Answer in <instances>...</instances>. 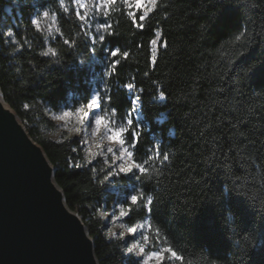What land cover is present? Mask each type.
I'll list each match as a JSON object with an SVG mask.
<instances>
[{"label": "trees", "instance_id": "1", "mask_svg": "<svg viewBox=\"0 0 264 264\" xmlns=\"http://www.w3.org/2000/svg\"><path fill=\"white\" fill-rule=\"evenodd\" d=\"M67 2L64 13L60 0H0V89L53 163L99 264H139L122 238L107 235L101 212L117 203L131 207L126 220L134 225L149 217L148 195L150 238L177 251L183 257L177 264H264V0H157L143 31L117 5L108 30L115 34L106 32L102 47ZM46 7L57 15L60 33L53 36L31 24ZM157 29L168 47H158L153 66L150 40ZM105 45L129 53L118 57L108 95L124 115L133 101L123 85L137 86L143 119L135 152L148 160L151 179L128 174L104 181L108 166L86 161L75 136L57 140L45 133L56 127L46 107L88 94L91 77L102 73ZM49 47L56 55L42 56ZM164 154L169 160L162 162ZM140 191V203L131 205L127 195ZM169 256L164 264H173Z\"/></svg>", "mask_w": 264, "mask_h": 264}, {"label": "water", "instance_id": "2", "mask_svg": "<svg viewBox=\"0 0 264 264\" xmlns=\"http://www.w3.org/2000/svg\"><path fill=\"white\" fill-rule=\"evenodd\" d=\"M0 264H99L93 238L67 204L43 146L1 101Z\"/></svg>", "mask_w": 264, "mask_h": 264}, {"label": "snow or ice", "instance_id": "3", "mask_svg": "<svg viewBox=\"0 0 264 264\" xmlns=\"http://www.w3.org/2000/svg\"><path fill=\"white\" fill-rule=\"evenodd\" d=\"M75 6V15L80 21H87L89 13L95 9L97 15H101L107 20L110 11L112 10L113 5L118 3V0H95V3H89V0H72ZM124 5L127 7V16L129 17L132 25L143 31L144 29V21L148 18L149 13L156 8L157 0H154L155 6H153V0H123ZM60 6L63 9L64 13L69 12V8L65 6L64 0H60ZM151 9V11H149ZM83 10V15L81 11ZM41 17L50 19L51 21L55 22L56 17L50 16L49 10L45 9L41 13L35 16L31 20V24L36 28L39 29L41 26ZM91 27V24L88 25ZM113 25L110 23H97L96 24V32H108V29L112 28ZM51 31V26L49 28ZM56 32L60 33V29L56 28ZM114 32H108V35H114ZM5 35L12 36L13 32L8 30ZM241 35H244L242 32ZM155 38L150 40V63L155 66L157 62V51L158 47L167 48L168 44L167 41H163L162 33L159 29H157L154 33ZM92 43H97L96 37H90ZM240 36L236 37V40H239ZM106 41V36L101 34L99 35V43L103 44ZM65 45H71L72 41L64 40ZM42 56L48 57L49 55L55 56L56 49L49 47L46 51L41 53ZM110 58L112 63L110 65L109 71L105 73L107 76H111L113 72H115L120 65V60L118 57L123 55L125 59L129 57V53L127 51L121 52V49L117 48L111 50ZM241 56L244 55L243 52L240 53ZM123 87L129 91L133 92L136 89V85L133 83H126ZM107 90V89H105ZM143 90L141 89V92ZM167 98L165 91L161 90L158 94V99L163 101ZM141 96L136 95L133 99V109L132 111L137 110V106L140 105ZM105 104H112L113 98L111 95H108L104 100ZM102 102H101V94L98 92L96 95L85 105H81L75 109V112L69 110L64 112V117H72L75 115L78 122L80 124H84L91 117L92 126L94 127L93 134H98L103 129L107 133V138L110 141L116 142L119 144V156H115V150L112 148H108V153H113L115 156V160L121 161L119 165L116 167L115 171H109L104 176V181H110L113 178L120 177L122 175L128 174H135L136 180L140 181L141 177H145L146 179H151V174L148 167V160L138 161L136 159V152L133 150L135 149L141 139V133L138 131L133 130L134 120L131 118V112L128 113V118L125 120L124 125L115 126L118 122L111 119L107 111L101 112ZM95 114V115H93ZM119 114L118 109L113 107L111 109V116L115 117ZM131 133V143L126 138L128 134ZM102 147V145H101ZM159 146H157V158L160 156L158 151ZM94 156L96 154H93ZM151 159V157H149ZM169 156L167 154L163 155V161H168ZM75 167H79V165H74ZM143 196V191H140V194H133L130 196V204L137 205L140 203L141 197ZM153 196L148 195L146 203L144 204V210L146 213L151 217L153 212ZM132 209L129 208V211L125 212L123 208L121 209L119 216L125 217L129 216ZM119 219V217H116ZM152 225L150 222L145 221L144 224H136L129 228V233L132 238H135L137 235L138 229L142 230L141 235L143 236L144 241L149 240V236L144 234V230L151 231ZM157 235H159L160 229L157 228ZM114 233H109V236H114ZM137 248H139V252H137ZM126 254L135 256L139 259V264H164L167 256L170 254L171 257L175 258L176 260L183 261V257L177 253L172 247H164L161 248L159 251H151L145 255L146 249L144 246L139 245V242H133L130 246H127L125 249Z\"/></svg>", "mask_w": 264, "mask_h": 264}, {"label": "rangeland", "instance_id": "4", "mask_svg": "<svg viewBox=\"0 0 264 264\" xmlns=\"http://www.w3.org/2000/svg\"><path fill=\"white\" fill-rule=\"evenodd\" d=\"M89 3H95V0H89ZM64 4L66 7H68L67 0H64ZM124 6L123 0H118V3L113 5L112 10L109 13V16L107 20L104 19V17L101 15H97L95 12V9H93L89 15L87 21H81L88 36L92 37L95 36L97 40V46L102 47V44L99 43V35L103 34L106 35V32H96V24L97 23H110L111 24V13L113 9L117 6ZM155 5L153 0V6ZM127 8V7H126ZM9 9V7H7ZM49 10L50 16H55L56 20L55 22L51 21L50 19H46L41 17V26L40 29L43 30L45 33H47L49 36H53L56 33V28H58L57 23V15L54 11L50 10L49 8H43L41 9L40 13L43 10ZM151 9H149L150 11ZM81 14L83 15V10L81 11ZM91 24V27H88V25ZM51 26V31H49V28ZM109 30V29H108ZM92 41V40H91ZM114 50L111 49L108 45H105L104 51L106 54V58L104 61H102V73H98L96 75H93L91 77V86L89 89L88 94H76L71 95V97L63 103L58 109H53L50 106L46 107V111L48 115L54 120L56 123V127L54 130H47L45 133L54 139L60 140L65 137L69 136H75L79 142L81 143L82 150L84 151V156L86 158V161H92L96 159H100L102 162L106 163L108 166L109 171H115L116 167L121 163V161L115 160V156H119V144L113 141H110L107 138V133L102 129L100 133L93 134L94 127L92 126L91 117L85 121L84 124H80L77 120V118L74 116L72 117H64L63 114L66 111H73L75 112V109L77 107H80L81 105L87 104L95 95L96 93L101 94V102H102V108L101 112L107 111L109 114V117L118 123L115 126H121L124 125L125 120L128 118V113L131 112V118L134 120L133 130L138 131L142 125V119H143V113L141 110L140 105L137 106L136 111H132L133 106L131 109H129L126 114L120 115L118 114L115 117L111 116V109L114 107L112 104H105L104 100L108 96L110 89H111V76L105 75L107 71L110 69V65L112 63V60L110 58V51ZM107 89V90H105ZM87 95V96H86ZM130 98L134 99V97L137 95L136 89L133 92H129ZM95 115V114H93ZM126 126V125H124ZM129 140V143H131V133L128 134L126 137ZM102 145V147H101ZM112 148L115 150V156L113 153H108L107 149ZM135 151V149H133ZM154 151V150H153ZM93 154H96L95 156ZM138 161L139 158H136ZM127 187L134 188L132 185L127 184ZM112 189H116V187L113 185ZM132 194L127 195L129 198ZM122 205L120 203H117L114 205V208L109 211H102L101 214L103 216V222L104 227L107 235L109 236V233H114V236L109 237H120L125 242L126 247L130 246L131 243L138 241L139 245L144 246L146 249L145 255L148 252L151 251H159L161 248H164V246L161 243L154 244V242L150 238V231L144 230V234L149 236V240L143 239V236L141 235L140 229L137 231V235L135 238H132L129 233V228L136 225V224H144L145 221L150 222V218L147 216L146 218L140 220L134 225H130L125 217H120L119 213L122 209ZM125 212H127L126 208H123ZM116 217H119L117 219ZM139 252V248L136 250ZM170 259H172L173 264H177L175 262V258L169 256ZM140 259V258H139Z\"/></svg>", "mask_w": 264, "mask_h": 264}, {"label": "bare ground", "instance_id": "5", "mask_svg": "<svg viewBox=\"0 0 264 264\" xmlns=\"http://www.w3.org/2000/svg\"><path fill=\"white\" fill-rule=\"evenodd\" d=\"M0 101H1L3 104L7 105V103L3 101V98H2V94H1V93H0ZM51 181H52V183L55 185V183H56V182L54 181V179H53V178H52V180H51ZM55 188H56V185H55ZM57 190L59 191V190H60V188H57Z\"/></svg>", "mask_w": 264, "mask_h": 264}]
</instances>
